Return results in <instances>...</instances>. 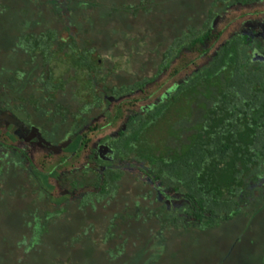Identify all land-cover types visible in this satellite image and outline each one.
I'll return each instance as SVG.
<instances>
[{"label":"trees","instance_id":"trees-1","mask_svg":"<svg viewBox=\"0 0 264 264\" xmlns=\"http://www.w3.org/2000/svg\"><path fill=\"white\" fill-rule=\"evenodd\" d=\"M263 2L82 0L78 40L19 36L42 74L35 121L46 122L52 141L74 142L69 159L93 158L94 139L109 133L114 163L61 173L56 166L62 164L46 169V155L13 151L1 137L0 203L16 221L5 253L16 256L20 247L23 254H44L46 248L54 264H73L84 250L109 263L139 264L133 255L153 252L155 241L164 243L171 232L187 242L214 238L240 217L243 230L249 228L264 208V68L251 60L246 34L234 33L213 48L222 35L218 19ZM54 44L67 49H51ZM118 57L133 66L129 81L117 72ZM58 66L65 70L60 83L53 81ZM170 78L175 86L155 99ZM172 109L169 134L157 145L150 133Z\"/></svg>","mask_w":264,"mask_h":264},{"label":"flooded vegetation","instance_id":"flooded-vegetation-1","mask_svg":"<svg viewBox=\"0 0 264 264\" xmlns=\"http://www.w3.org/2000/svg\"><path fill=\"white\" fill-rule=\"evenodd\" d=\"M81 2L82 0H0V139L6 137L13 151L27 149L34 159L41 155H46L48 159L49 153H55L61 155L59 164H64L68 158L66 155L62 156L65 147L53 152L50 151L47 143L60 144L69 139L67 146H73L74 142L70 138L52 141L51 130L45 127L46 131H44L43 128L46 122L35 121L34 99L42 94L41 89L36 85L39 84L38 78L42 74L40 69H34L33 62L28 60L33 58V54H24L30 47L19 44V36L74 35L78 40L81 35ZM241 28L243 30L238 33L246 34L248 46L251 47L249 50L251 60L264 68V18L246 20ZM47 48V46L37 47L38 50H47ZM51 49L60 51L67 48L54 44ZM18 51H22L23 54L18 55ZM8 52L10 56L7 57ZM24 59L26 62L23 61ZM21 68H25V71ZM6 69H10V72ZM52 71L53 81L60 83L64 78V67H53ZM21 80H25V84L20 85ZM77 81L75 83L79 85L80 79L77 78ZM56 95L64 102V95L60 94V90ZM100 119L103 120L101 116L98 121ZM54 138L58 139L57 136ZM34 148L40 150L36 157L32 155ZM94 149V157L91 158L88 153H84V162L78 168L91 163L98 164L102 168L106 167L100 165L98 160L114 163L113 145L109 138L103 142L96 140ZM63 194L68 193L63 190ZM163 201L169 205L173 203V200L166 195L163 196Z\"/></svg>","mask_w":264,"mask_h":264},{"label":"rangeland","instance_id":"rangeland-1","mask_svg":"<svg viewBox=\"0 0 264 264\" xmlns=\"http://www.w3.org/2000/svg\"><path fill=\"white\" fill-rule=\"evenodd\" d=\"M254 12L255 15L250 16L247 13ZM259 19L264 18V2L254 8L240 7L235 11H230L225 13L220 19L215 22V26L218 29L222 30V35L220 36L217 43L214 45V48H217L220 43L227 40L232 34L238 33L241 31V27L246 20L250 19ZM243 30V29H242ZM203 56L198 60L199 63H202L208 55ZM105 57V55H104ZM117 63V72L121 74L123 81H129L131 78V73L134 71L133 66L127 62L124 57H118L115 60ZM168 69V73L169 70ZM182 75V72H181ZM175 82L173 78H170L164 87L156 94L154 97L157 99L163 92L169 88H173ZM178 110L175 109V111ZM171 117L167 120L163 119L160 123L153 129L150 133V139L152 142L157 145L163 144L166 135H168L169 128H171V123H173V109L171 111ZM103 122L102 119L99 121ZM124 119H121L117 122L114 131H117L123 124ZM110 134L97 135L94 139L103 142L108 140ZM53 138H51L52 140ZM153 143V144H154ZM71 146H66L62 153V156L68 155L70 153ZM40 150L32 149V155L37 156V153ZM84 153L81 154V157H73L68 159L67 165H58L61 160V155L55 153H49L46 169L55 167L58 169V172H64L70 167H79L84 162ZM98 163L103 166L111 165L112 162H103L98 160ZM17 196L15 195L16 199ZM245 223L242 217L238 220H233V222L222 226L219 231L215 234L217 235L214 238L210 234L208 237L205 236L203 239L197 241H186L179 240L176 237H173V233H169L166 239L155 241L154 250L148 254L143 252H138V256L133 255L134 259L139 260V264H215L218 258H221V264H264V208L256 214L250 220L249 228L243 230ZM15 212L9 209L6 206L5 202L0 203V264H54L51 261V257L47 255V249L45 248V253L40 252L34 253H25L23 254L20 251V247L17 249L16 256L5 253V243H11L15 240ZM243 230V232L241 231ZM238 234L239 236H235ZM235 236V237H234ZM29 240H25L24 244H21L22 247L28 246ZM228 247V248H227ZM227 248V249H226ZM51 250V249H50ZM136 256V257H135ZM73 264H116L109 263L105 258L101 257L99 254L91 253L82 250L74 255L72 259ZM218 264V263H217Z\"/></svg>","mask_w":264,"mask_h":264},{"label":"water","instance_id":"water-1","mask_svg":"<svg viewBox=\"0 0 264 264\" xmlns=\"http://www.w3.org/2000/svg\"><path fill=\"white\" fill-rule=\"evenodd\" d=\"M69 139H67V140H65V141H63L62 143H60V144H51V143H47L48 145H49V148H50V150L51 151H53V152H58V151H60L61 149H63L64 147H66L67 146V144L69 143ZM107 149H109V147L108 146H105Z\"/></svg>","mask_w":264,"mask_h":264}]
</instances>
